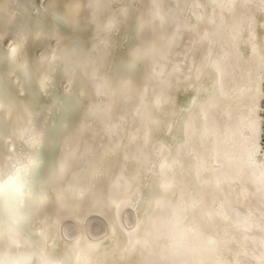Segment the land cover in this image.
Listing matches in <instances>:
<instances>
[{"label":"bare ground","instance_id":"1","mask_svg":"<svg viewBox=\"0 0 264 264\" xmlns=\"http://www.w3.org/2000/svg\"><path fill=\"white\" fill-rule=\"evenodd\" d=\"M0 264H264V0H0Z\"/></svg>","mask_w":264,"mask_h":264},{"label":"snow or ice","instance_id":"2","mask_svg":"<svg viewBox=\"0 0 264 264\" xmlns=\"http://www.w3.org/2000/svg\"><path fill=\"white\" fill-rule=\"evenodd\" d=\"M0 197H2V193H0Z\"/></svg>","mask_w":264,"mask_h":264}]
</instances>
